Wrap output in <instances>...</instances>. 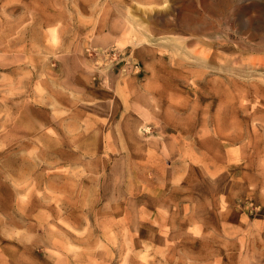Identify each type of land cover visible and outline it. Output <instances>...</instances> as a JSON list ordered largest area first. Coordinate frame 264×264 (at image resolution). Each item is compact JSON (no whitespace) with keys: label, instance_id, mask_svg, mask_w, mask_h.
I'll return each instance as SVG.
<instances>
[{"label":"rangeland","instance_id":"obj_1","mask_svg":"<svg viewBox=\"0 0 264 264\" xmlns=\"http://www.w3.org/2000/svg\"><path fill=\"white\" fill-rule=\"evenodd\" d=\"M0 264H264V0H0Z\"/></svg>","mask_w":264,"mask_h":264},{"label":"bare ground","instance_id":"obj_2","mask_svg":"<svg viewBox=\"0 0 264 264\" xmlns=\"http://www.w3.org/2000/svg\"><path fill=\"white\" fill-rule=\"evenodd\" d=\"M220 2V1H219ZM257 2V1H256ZM242 3V2H241ZM248 3V2H247ZM182 4V3H181ZM230 4V3H229ZM261 4V3H260ZM220 5V4H219ZM227 6H229V5H227ZM246 6V5H245ZM244 6V7H245ZM222 7V6H221ZM239 7V6H238ZM243 7V8H244ZM256 7V6H255ZM178 8V7H177ZM201 8V7H200ZM215 8V7H214ZM219 8V7H218ZM228 8V7H227ZM232 8V7H231ZM236 8V7H235ZM248 8V7H247ZM246 8V9H247ZM179 9V8H178ZM257 9V8H256ZM259 9V8H258ZM217 10V9H216ZM231 10V9H230ZM260 11V10H259ZM248 12V11H247ZM261 12V11H260ZM246 13V12H245ZM233 14V13H232ZM263 14V13H262ZM182 15V14H181ZM238 15H239V13H238ZM255 15V14H254ZM261 15V14H260ZM222 16V15H221ZM236 16H237V14H236ZM248 16H249V14H248ZM237 18V17H236ZM185 20H186V18H185ZM184 20V21H185ZM257 20V19H256ZM247 21V20H246ZM260 21H262V20H260ZM186 22V21H185ZM233 22V21H232ZM249 22V21H248ZM257 22H258V20H257ZM263 22V21H262ZM246 23V22H245ZM256 24V23H255ZM263 24V23H262ZM195 25V24H194ZM249 25V24H248ZM248 25H247V27H248ZM262 26V25H261ZM242 27V26H241ZM248 30V29H247ZM252 33V32H251ZM256 33V32H255ZM202 41V40H201ZM217 41V40H216ZM227 46V45H226ZM242 47H244V46H242ZM250 48V47H249ZM248 50V49H247ZM255 53V52H254ZM261 54V53H260ZM245 55V54H244ZM258 55V54H257ZM253 63V62H252ZM261 64V63H260ZM150 88V87H149ZM150 90H152V89H150ZM260 94V93H259ZM177 97V96H176ZM195 97V96H194ZM184 98V97H183ZM193 98V97H192ZM241 98V97H240ZM172 99V98H171ZM182 99V98H181ZM185 100V99H184ZM189 100V99H188ZM173 101V100H172ZM231 101V100H230ZM233 101V100H232ZM231 101V102H232ZM183 102V101H182ZM188 102V101H187ZM220 102V101H219ZM223 102V101H222ZM221 102V103H222ZM186 103V102H185ZM226 103V102H225ZM228 103V102H227ZM233 103H234V101H233ZM245 103V102H244ZM223 104H224V102H223ZM196 105V104H195ZM198 105V104H197ZM209 105V104H208ZM225 105V104H224ZM240 105V104H239ZM210 106V105H209ZM223 107V106H222ZM194 108V107H193ZM200 108V107H199ZM211 108V107H210ZM172 111V110H171ZM171 113V112H170ZM254 118V117H253ZM203 119V118H202ZM203 122H204V119H203Z\"/></svg>","mask_w":264,"mask_h":264}]
</instances>
